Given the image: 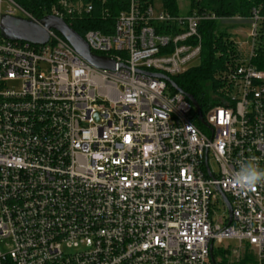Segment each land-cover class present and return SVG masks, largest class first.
<instances>
[{"label": "built area", "instance_id": "2783aa9c", "mask_svg": "<svg viewBox=\"0 0 264 264\" xmlns=\"http://www.w3.org/2000/svg\"><path fill=\"white\" fill-rule=\"evenodd\" d=\"M127 1L112 32L83 36L115 69L54 29L44 44L0 30V264H223L214 252L230 241L237 260L250 252L264 264V182H233L241 162L264 169V10L172 15ZM17 10L42 25L0 0V17ZM92 10L60 0L49 15ZM204 20L242 40L225 36L216 104L200 120L173 77L200 62ZM220 202L231 209L221 223Z\"/></svg>", "mask_w": 264, "mask_h": 264}, {"label": "trees", "instance_id": "16d2710c", "mask_svg": "<svg viewBox=\"0 0 264 264\" xmlns=\"http://www.w3.org/2000/svg\"><path fill=\"white\" fill-rule=\"evenodd\" d=\"M22 8L36 16L43 18L49 15L53 7L58 6L60 0H15ZM145 3H153L155 0H141ZM85 4L92 5L90 13L83 12L66 19L81 36L88 30H99L110 33L118 14L128 7L127 0H84ZM164 10L172 15H180L181 10L178 0H162ZM188 10L183 15L194 13L215 14L218 18L243 16L249 17L254 7H262L264 0H189ZM199 30L203 37V48L198 65L190 67L186 72L173 77L179 88L186 94L192 95L204 112L211 105L216 104L213 97L216 88L215 74L222 67L226 58L225 52L228 44L225 36L228 35L225 28H221L219 21L204 20L200 23ZM260 68L264 69V65ZM202 127V124L198 122ZM225 251L219 249L218 253ZM217 252H214V254ZM223 264L228 261L223 260ZM230 264V263H229ZM235 264H257L256 260L246 252L244 257Z\"/></svg>", "mask_w": 264, "mask_h": 264}, {"label": "water", "instance_id": "95a60500", "mask_svg": "<svg viewBox=\"0 0 264 264\" xmlns=\"http://www.w3.org/2000/svg\"><path fill=\"white\" fill-rule=\"evenodd\" d=\"M14 20V17L9 15H3L0 17L1 34L7 39L22 40L33 44H44L49 39V30L54 29L58 31L76 49V51L93 66L104 69H115L117 65L111 58L93 54L84 37L72 28L64 19L53 15H47L41 19L42 25L29 19H24L20 22H15ZM148 74L169 81L178 91H181L169 77L163 74ZM187 97L194 104L200 120H202L198 101L192 95L187 94ZM229 213H231L230 207Z\"/></svg>", "mask_w": 264, "mask_h": 264}, {"label": "rangeland", "instance_id": "374dc122", "mask_svg": "<svg viewBox=\"0 0 264 264\" xmlns=\"http://www.w3.org/2000/svg\"><path fill=\"white\" fill-rule=\"evenodd\" d=\"M178 3H179V7H180V10H181V13H182V15L183 14H185L186 13V11L188 10V5H189V0H178ZM154 6H155V9L157 10V11H160V10H162L163 8H164V5H163V2H162V0H155L154 1ZM13 17H14V21L15 22H20V21H22V20H24V19H26L25 18V16H24V14L21 12V11H15V14L13 15ZM219 25H220V27L221 28H225L226 30H227V33L228 34H230V36H234V37H236L237 38V41H240V40H242L241 38H240V36H236L235 34V32H234V30L232 29V28H229V26H227L226 24H224V23H219ZM232 27V26H231ZM192 65H198V61H196V62H194ZM10 86L11 87H13V88H20V86H21V83L20 82H12V83H10ZM202 129H203V131L205 132V133H207V134H209L210 133V131H209V129L205 126V125H202ZM213 164L215 165V163L213 162ZM213 209H214V211H215V213H214V219L215 220H217L219 223H221V221H220V216L224 213V215H226V216H228V210H226V208L224 207V205L222 204V202H220V203H218V204H216L214 207H213ZM223 245H231V247L232 248H235V247H237V244L235 243V242H232V241H230V242H225ZM0 246H1V248H2V244H0ZM232 248H230L231 250H229V249H225L224 251V253H222V254H220V253H218V250H217V248L215 249V252H217V253H215V257L218 259L219 257H221L222 258V261L223 260H226V261H228V264L230 263V264H235L236 262H239L240 260H237V258L234 256V251H232L233 249ZM249 254L252 256V258L255 260V257H254V255L252 254V253H250L249 252Z\"/></svg>", "mask_w": 264, "mask_h": 264}, {"label": "clouds", "instance_id": "9594fccd", "mask_svg": "<svg viewBox=\"0 0 264 264\" xmlns=\"http://www.w3.org/2000/svg\"><path fill=\"white\" fill-rule=\"evenodd\" d=\"M233 182L239 187H251L264 182V169L259 168L253 159L241 162L233 175Z\"/></svg>", "mask_w": 264, "mask_h": 264}]
</instances>
